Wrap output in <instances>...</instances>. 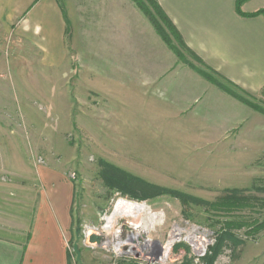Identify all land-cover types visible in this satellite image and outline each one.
<instances>
[{
	"label": "rangeland",
	"instance_id": "1",
	"mask_svg": "<svg viewBox=\"0 0 264 264\" xmlns=\"http://www.w3.org/2000/svg\"><path fill=\"white\" fill-rule=\"evenodd\" d=\"M38 1L0 19V264H24L51 220L62 264H148L174 236L164 264H264V95L242 93L258 110L231 94L247 108L213 124L226 107L213 100V71L170 35L179 56L134 0H55L60 37ZM135 187L149 196L133 198ZM233 196L247 206L220 207ZM120 199L161 220L110 221Z\"/></svg>",
	"mask_w": 264,
	"mask_h": 264
},
{
	"label": "crops",
	"instance_id": "2",
	"mask_svg": "<svg viewBox=\"0 0 264 264\" xmlns=\"http://www.w3.org/2000/svg\"><path fill=\"white\" fill-rule=\"evenodd\" d=\"M32 2L33 0H0V19L5 17L10 19V15L25 12ZM158 2L180 31L187 46L208 67L244 92L255 97L264 95V12H262L264 0H247L242 3L240 10L237 7L238 0H158ZM36 5H39L37 12ZM32 9L47 23L53 36L55 31L60 37L67 22L63 19L57 2L46 0L43 4L42 1H38ZM70 12H73V9L66 12L69 20V15L72 14ZM255 13L258 14L251 15ZM71 19L73 20L72 16ZM47 21L51 22V25L56 24L55 27H51ZM98 40V45L107 44L104 35L98 37ZM150 76L154 77L155 74L152 73ZM198 97L195 96L193 99H200ZM213 100L214 102L219 100L226 105L225 108L223 106L220 108L225 110L221 119L213 124L233 125L234 106L241 111L247 108L239 101H234V97L222 91L218 85L213 86ZM246 112L249 113L247 110ZM243 121L244 117H241L239 123ZM50 219L53 217L50 216ZM55 221L50 222L54 225L51 224L53 229L45 230L47 226L44 225V229L36 230L33 237L35 242L25 250L24 264H48L52 251L57 255L58 264L65 262L66 249ZM54 248L56 252L52 250Z\"/></svg>",
	"mask_w": 264,
	"mask_h": 264
},
{
	"label": "trees",
	"instance_id": "3",
	"mask_svg": "<svg viewBox=\"0 0 264 264\" xmlns=\"http://www.w3.org/2000/svg\"><path fill=\"white\" fill-rule=\"evenodd\" d=\"M134 1L145 12V14L147 16H149L150 20L152 21V23L156 27L157 31L161 34L163 39L171 46V48H173L178 53L179 56L182 57V52L179 49L181 47L183 49H186L190 53H192V55L199 62L200 61L203 62L201 60V58L187 46V44L183 40L180 32L178 31L176 26L173 24V22L168 17V15L166 14V12L164 11V9L162 8V6L159 4V2L157 0H146V1L145 0H134ZM245 1H247V0H238V3H237L238 10H240L242 3H244ZM262 12H264V11H262ZM256 14H258V13L251 14V15L254 16ZM161 23H165L166 24L165 26L167 28L162 27ZM170 35H173L175 37L176 41L178 42L179 48H178V46H175L172 44ZM207 68L211 69V71H213V83L217 84L219 87L225 89L228 93L232 94L233 96H235L236 98L240 99L241 101L247 103L248 105L252 106L253 108L258 109V110H262L259 105L251 102L247 97H245L242 94L244 91L240 87H238L237 85H235L231 81H229V80L225 79L224 77H222L221 75H219V73L214 71L212 68H210L208 66H207ZM200 72L206 76H208V74L209 75L211 74L207 70H201ZM121 179H122V181H126L125 180L126 178H124L123 176H121ZM129 182H131V181L129 180L125 184L126 185L129 184ZM135 188L138 190H130V191H132L131 194H132L133 198H139L140 199V198H145V197L149 196L147 190H144L141 187H135ZM224 201L225 202L228 201V203L227 204H221V205L217 204V205H220V207L228 206L229 208H233V209L239 208V210H241L247 206V204L249 202V198H246V197L241 198L239 196H235V197L233 196L232 198L231 197L226 198ZM213 206H215V205H213ZM234 224L237 226L244 225L242 222H235V221L225 222V226H229V227L234 226ZM225 226H223V227L226 228ZM262 226L263 225H261V224L256 225L252 231L254 232L256 229L259 230ZM224 233L228 234L226 232H224Z\"/></svg>",
	"mask_w": 264,
	"mask_h": 264
},
{
	"label": "bare ground",
	"instance_id": "4",
	"mask_svg": "<svg viewBox=\"0 0 264 264\" xmlns=\"http://www.w3.org/2000/svg\"><path fill=\"white\" fill-rule=\"evenodd\" d=\"M131 213V212H136V213H140V212H143L145 213L146 215L149 216V220H153L154 218H159L158 220H161L160 216L159 215H156V214H153L151 211H150V208L148 205H146V203H134V202H129V201H126L124 199H120L117 204L115 205V209H114V212H113V215L111 217H109V220L112 221L113 217L121 214V213ZM134 213V214H136ZM176 233L175 235H179L181 233V230H175ZM193 245L195 247V249H202L203 246H204V243H202V246L201 244H199L197 242V236H193ZM177 240L175 239V236H174V240H171L168 245L165 247L166 251L168 250V248H171L173 242ZM167 254V252H166Z\"/></svg>",
	"mask_w": 264,
	"mask_h": 264
},
{
	"label": "built area",
	"instance_id": "5",
	"mask_svg": "<svg viewBox=\"0 0 264 264\" xmlns=\"http://www.w3.org/2000/svg\"><path fill=\"white\" fill-rule=\"evenodd\" d=\"M198 237V236H197ZM198 239H199V237H198ZM197 239V242L199 243V244H201V246H202V243H204V241L205 240H203V241H199ZM175 242V241H174ZM173 245V244H172ZM193 245V244H192ZM205 245V244H204ZM193 247H194V245H193ZM205 246H203V248L202 249H195L196 251H202V250H205V248H204ZM171 248H172V246H171ZM171 248H169L170 250H171ZM168 249V250H169ZM168 250L166 251L167 252V254H166V252H162L161 254H159V255H157V253H152V255H150L149 256V260H150V262H148V264H164V261H165V259H166V257H167V255H168ZM169 250V251H170ZM130 257H132L133 259L135 258H138L137 257V255L135 254L134 255V251L133 250H131L130 251Z\"/></svg>",
	"mask_w": 264,
	"mask_h": 264
}]
</instances>
